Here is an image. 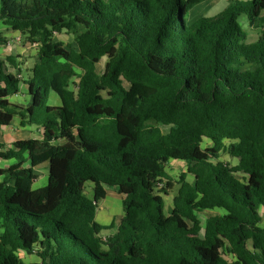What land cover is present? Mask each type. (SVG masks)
I'll use <instances>...</instances> for the list:
<instances>
[{
    "label": "trees",
    "instance_id": "obj_1",
    "mask_svg": "<svg viewBox=\"0 0 264 264\" xmlns=\"http://www.w3.org/2000/svg\"><path fill=\"white\" fill-rule=\"evenodd\" d=\"M206 1L0 0V24L38 46L25 82L0 61V127L18 117L43 129L0 152L13 161L0 167V264H25L20 250L40 259L30 264H264V0H230L188 25ZM63 31L76 48L53 40ZM21 83L27 109L8 101ZM172 160L192 181L168 176ZM46 163L47 185L33 189ZM107 188L123 198L117 227L96 221Z\"/></svg>",
    "mask_w": 264,
    "mask_h": 264
},
{
    "label": "crops",
    "instance_id": "obj_2",
    "mask_svg": "<svg viewBox=\"0 0 264 264\" xmlns=\"http://www.w3.org/2000/svg\"><path fill=\"white\" fill-rule=\"evenodd\" d=\"M222 1L223 0H207L206 2L196 6L188 14V22L193 23L199 18L207 16V14ZM226 1L230 2V0ZM207 2H210V6H204ZM0 25L4 24L1 23ZM5 26L8 27L7 25ZM6 30L7 31L5 33H2V30L0 29V34L2 33V36L7 40L6 45L0 47V61L5 62L10 73L20 77L21 81L25 82L32 75V69L36 64H38V59L35 58L33 62L32 59H29L31 56L30 52L28 51V46L23 48L19 43L20 41H18V39L21 40L20 32L12 30L9 31L8 29ZM8 58H13L14 62L10 64L8 62ZM8 101L12 105L18 106L20 108H29L31 106V98L28 94V86L25 83H21L19 93L17 95L9 97ZM49 104L51 106L58 107L61 105V101L54 93H50ZM42 134V128L28 125L23 126L21 124L20 118L16 117L15 119H13L12 123L9 126L0 127V152L12 149L13 144L21 140L42 139ZM2 162L7 163L5 167H2L0 165V167L2 168H7L13 163V161L0 160V164ZM48 167L49 164L46 163L35 169V172L38 175V179L36 180V182L39 183L38 188L44 187L45 184L47 185ZM98 223L100 225L102 224V226L105 227H109L111 224L114 223L116 224V227L118 226L116 220L114 219V216L111 215L110 210H107L105 212L103 222L100 223L98 220ZM116 227L110 230L111 234L115 233ZM28 257L32 260L30 262L23 261L25 264L40 262V259L36 255H28Z\"/></svg>",
    "mask_w": 264,
    "mask_h": 264
},
{
    "label": "rangeland",
    "instance_id": "obj_3",
    "mask_svg": "<svg viewBox=\"0 0 264 264\" xmlns=\"http://www.w3.org/2000/svg\"><path fill=\"white\" fill-rule=\"evenodd\" d=\"M228 4H229L228 1L223 0L215 8H213L205 17H208V18L216 17L217 15H219L220 13H222L224 11V9L228 6ZM206 5L210 6V2L205 3L204 6H206ZM239 23L241 24V26L244 29H246L249 32L248 42L249 43L255 42L259 37V33H258V31H255L253 29L248 28L247 17L243 16L239 20ZM187 24L189 25L190 23L187 22ZM0 29L2 30L1 31L2 33H5L7 31L6 29H8L9 31L12 30L9 26L6 27L5 25H0ZM2 33H1V35H2ZM53 40L55 42L63 43L66 46V48H76L77 47V44L75 42V35L70 33V32H67V31L55 33ZM19 43L23 48L28 46V51L30 52V56H31L29 59H32V62H33L35 60V58H37L38 46L30 45L27 42L26 37L22 34H21V40ZM106 60H107L106 58H103L101 63L97 65V72L99 74H101L103 72ZM161 128L164 131L168 130V128H166V127L161 126ZM208 143H209V140L204 139L203 148H205ZM218 162L223 164V165H226L228 167H235L238 165V160L232 158L228 154H222L220 156V158L218 159ZM0 165L2 167H5V165H7V163L2 162ZM166 173L174 181H178L180 179L181 175H186L187 179L189 181H192V179H193L192 174L188 173V166H187V163L184 161L172 160V161L168 162L166 164ZM235 176H236V178H238L240 180H242L244 178V176L241 173H236ZM38 187H39V183L35 182L33 185V189H36ZM178 188H179V186L175 185L174 189L170 193V195L168 197H165L166 213L167 214H169L170 211L172 210V199L176 195ZM85 194L90 199L93 197V184L92 183L88 182L85 185ZM107 210H110L111 215L114 216V219L116 220L117 225H118L120 220H121V217H123V215H124L123 198L113 188H107L106 198L99 203L97 215H96V221L97 222H98V220L100 223L103 222V218H104L105 212ZM222 214H224V212L222 210H218V209L212 210V211L208 210V211H205L203 213H199L197 215V217L199 219V222H201V224H203L207 218H209L211 216H215V215H222ZM261 215H262V218L264 219V209L261 210ZM110 234H111L110 230H104L102 232L103 236H108ZM18 256L22 261L30 262L32 260L28 257V255L24 251H21V250L18 251ZM223 256H224V259L228 262L234 261L233 255L225 254Z\"/></svg>",
    "mask_w": 264,
    "mask_h": 264
},
{
    "label": "built area",
    "instance_id": "obj_4",
    "mask_svg": "<svg viewBox=\"0 0 264 264\" xmlns=\"http://www.w3.org/2000/svg\"><path fill=\"white\" fill-rule=\"evenodd\" d=\"M18 41H20V39H18ZM103 239H106V237H103Z\"/></svg>",
    "mask_w": 264,
    "mask_h": 264
}]
</instances>
